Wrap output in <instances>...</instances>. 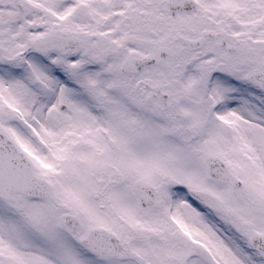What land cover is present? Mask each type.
I'll return each instance as SVG.
<instances>
[{"label":"snow or ice","instance_id":"6c2138e0","mask_svg":"<svg viewBox=\"0 0 264 264\" xmlns=\"http://www.w3.org/2000/svg\"><path fill=\"white\" fill-rule=\"evenodd\" d=\"M0 264H264V0H0Z\"/></svg>","mask_w":264,"mask_h":264}]
</instances>
